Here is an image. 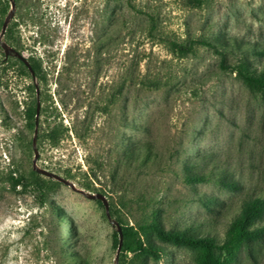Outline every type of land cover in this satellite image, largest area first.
I'll list each match as a JSON object with an SVG mask.
<instances>
[{
	"label": "rangeland",
	"instance_id": "374dc122",
	"mask_svg": "<svg viewBox=\"0 0 264 264\" xmlns=\"http://www.w3.org/2000/svg\"><path fill=\"white\" fill-rule=\"evenodd\" d=\"M14 1L2 42L36 72L2 64L0 42V264H201L200 247L154 230L121 262L104 204L79 190L105 196L121 227L158 211L163 231L219 243L244 202L264 199V94L228 68L264 69V0ZM10 10L0 0V37ZM198 40L214 47L172 45ZM38 98L37 165L75 189L33 169L25 111ZM33 172L45 194L11 188ZM232 264H264V238Z\"/></svg>",
	"mask_w": 264,
	"mask_h": 264
},
{
	"label": "trees",
	"instance_id": "16d2710c",
	"mask_svg": "<svg viewBox=\"0 0 264 264\" xmlns=\"http://www.w3.org/2000/svg\"><path fill=\"white\" fill-rule=\"evenodd\" d=\"M195 3L200 4L201 0H193ZM9 39V38H8ZM10 41V39H9ZM12 45V42H11ZM174 49L181 54L191 52L194 45L213 46L209 41L198 40L184 45L180 43H172ZM217 52H219L217 50ZM254 53L263 56L264 49L255 50ZM11 60L16 61L24 71L28 68L24 62L14 56L6 57L2 60V64H7ZM33 70L36 72L35 67L31 64ZM223 66V65H222ZM228 67V66H223ZM232 72H235L239 78L246 84V86L256 92L264 94V69L255 71L245 65L244 62L239 63L233 67H228ZM36 104L29 105L25 111L26 128L33 130L35 128ZM52 137V135H51ZM56 139L54 136L52 137ZM34 181H29L22 175H11L9 184L13 190L17 187L35 188L41 195L45 194V184L39 180L40 176L33 172ZM196 178L187 176L188 183L194 182ZM226 184V183H224ZM227 186H233L229 183ZM110 215L113 216L112 210ZM158 211L152 213V221L149 224H143L139 227V231L133 230L131 227H122L123 243L121 248L120 261L124 262L127 255L130 253L144 252L145 247L139 238V232H147L154 230L157 237L164 241L173 243L175 245L185 246H198L202 249V262L201 264H232L236 258L237 250L241 244H251L261 241L264 238V199L253 198L243 203L240 213L229 223L226 229V238L222 242H217L216 239L209 236H201L198 234L187 235L184 232H166L156 225ZM115 242L119 245V235L115 233ZM64 252V251H63ZM154 256L158 254L154 250H148ZM72 259V258H71ZM71 259L69 263H71Z\"/></svg>",
	"mask_w": 264,
	"mask_h": 264
},
{
	"label": "water",
	"instance_id": "95a60500",
	"mask_svg": "<svg viewBox=\"0 0 264 264\" xmlns=\"http://www.w3.org/2000/svg\"><path fill=\"white\" fill-rule=\"evenodd\" d=\"M9 1H10V4H11V10H10L8 16L6 17V19H5L4 23H3L1 37H0L1 46L4 49V53H5L6 57L14 56V57H17V58L21 59L24 62V64L26 65V67L28 68V70L30 71L32 77L35 78V71L33 70L31 64L29 63V61L25 57H23V55L19 51H17L15 48H13V47L7 45L6 43L2 42V37L4 36V33L6 31V28L8 26V23H9L10 19L14 16V11H15V8H16L15 1L14 0H9ZM36 91H37V96H38L39 95L38 88H37ZM40 109H41V104H40L39 98H38L37 107H36V116H35V133H34V137H33V149H34V152H35V158H34V162H33V169L37 173H39V174H41V175H43V176H45L47 178L54 179V180H56L58 182H62L64 184L69 185L72 189H75L74 184L70 183L69 181L64 179L62 176H60V175H58L56 173H53V172H51V171H49L47 169L39 168L38 165H37V160L39 158V153H38V150H37V135H38V126H39V119H40ZM79 192L84 194L89 199H92V200L97 199V200L102 201V203L104 204L105 209H106L107 217L112 222V224L116 226V229H117V232H118V235H119V245H118V253H117V256H118V254H119V252H120V250L122 248L123 232H122L121 225L111 218V215H110V212H109V204H108L107 199L102 194L85 193L83 190H79Z\"/></svg>",
	"mask_w": 264,
	"mask_h": 264
}]
</instances>
